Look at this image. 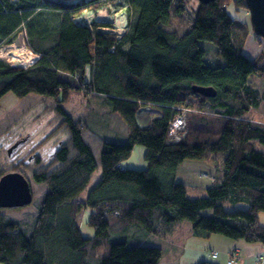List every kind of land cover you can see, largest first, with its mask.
I'll list each match as a JSON object with an SVG mask.
<instances>
[{
	"label": "trees",
	"instance_id": "obj_1",
	"mask_svg": "<svg viewBox=\"0 0 264 264\" xmlns=\"http://www.w3.org/2000/svg\"><path fill=\"white\" fill-rule=\"evenodd\" d=\"M123 1L131 16L118 38L99 30L107 22L91 27L74 18L85 7L120 0H0V45L25 30L37 54L28 67L0 59V102L10 93L49 97L57 124L45 141L59 144L55 154L20 170L46 187L34 209L14 218L0 207L2 264H161L163 249L145 244L147 236L165 235L184 220L196 237L218 234L264 246V150L256 148L264 146V120L249 114L264 103V88L253 84L254 76L264 80V39L229 11L248 14L245 0H198L194 16L187 14L188 0ZM183 16L178 30L164 27ZM251 34L263 43L254 55L245 51ZM201 41L215 44L225 64L210 65ZM194 85L216 93L194 92ZM75 89L106 100L125 123L128 141H108L87 120L73 118L63 103ZM145 106L161 114L142 124L138 111ZM183 110L188 115L177 140L170 125ZM136 144L145 146V169L123 166ZM213 153L222 158L208 177L207 195L190 197L178 180L181 164ZM99 167L100 181L79 199ZM88 209L92 237L81 231Z\"/></svg>",
	"mask_w": 264,
	"mask_h": 264
},
{
	"label": "rangeland",
	"instance_id": "obj_2",
	"mask_svg": "<svg viewBox=\"0 0 264 264\" xmlns=\"http://www.w3.org/2000/svg\"><path fill=\"white\" fill-rule=\"evenodd\" d=\"M68 3H77L84 2V0H64ZM198 6V0H188L187 4V14L190 16L195 15V11ZM229 11L232 15L235 16H244L250 22V14L244 11H234L232 8H229ZM130 11L129 7L123 0H120L119 4L108 3L103 5L100 8L94 7H85L80 14L75 16V21L82 24H89L91 27L94 22H107L108 26L99 27V30L104 32H110L115 34L118 38H120L123 34H125L128 30V22L130 19ZM185 21V16L176 17L174 19V23L164 24V27L168 30H178V24L183 23ZM182 30V27H180ZM260 39H258L255 35H250L249 41L246 45V51L250 55H254L259 52L263 47V43ZM201 45L206 48L207 55L206 59L208 63L212 66L224 65L225 60L222 56L218 54V50L215 44L209 41H201ZM23 48L29 52L27 42V36L25 30L19 32L15 38V41L11 44H2L0 45V59H3L9 62L11 65L15 66H23L28 67L32 61L37 57L36 53H30L27 55L28 59H25V62L22 63V52ZM31 50V49H30ZM88 73V72H87ZM253 84L257 87L263 89L264 88V80L253 77ZM52 100V99H51ZM46 101H50L49 97L44 95L31 93L25 98L18 99L13 94H7L0 102V141L2 138H9L13 136L19 135L21 132H26L28 129H36L37 136L45 135L48 132H51L55 129L57 121H54V113L49 112L46 107ZM64 108L70 113L73 118H83L87 120L89 123L93 125V127L108 141L124 143L128 141V131L125 123L119 117V115L112 111L109 103L106 100L97 98L93 96L92 93L82 90L75 89L70 92L69 98L66 102L63 103ZM186 112V113H185ZM184 113L187 115L188 112L184 110ZM161 114V110L156 108L155 106H145L142 107L138 111V121L142 124H145L144 120L147 121L151 117L158 116ZM183 114V113H182ZM250 116L256 120L263 121L264 120V103L263 106L259 108H254L250 111ZM183 117V116H181ZM175 131L179 129L178 127H174ZM58 135H54L56 137ZM256 148L260 150H264V146L260 143L256 144ZM145 146L141 144H136L131 156L123 161V166L126 168H135V169H145L147 167V163L144 159ZM222 158L220 153H213L210 158L207 160H201V164L207 165L211 164L213 168L208 170L210 174H207L206 177L211 178L212 180V172H215V166L220 162L219 160ZM187 161L183 162L181 166H185ZM17 167H14L8 161L7 152L0 148V172L5 174L10 171H14ZM202 171H207L202 168ZM28 173V172H26ZM102 177V169L101 167L97 168L93 173L90 182L86 189L80 193L78 196L79 199H86L89 191L100 181ZM32 190H33V199L36 200L42 192L46 189V187L42 184H37L30 178ZM187 192L190 197H204L207 195L206 186L196 183L194 185L187 184ZM33 200V201H34ZM34 205L30 204L23 207H14V208H2L1 212L4 214L11 215L14 218H19L23 215L25 211L33 210ZM228 209H234V207H229ZM90 214V209L86 211V215L84 221L81 226V231L84 237H92L94 235V229L86 224V220L88 219ZM260 221L264 223V212L260 214ZM179 224V225H178ZM177 229L173 232V239H179L180 241L183 239L192 240L196 243L186 244L187 248L181 251H174L169 246H163V260H167L168 258L178 256L181 252V256L179 258L180 264H196L194 260V255L192 247L199 246L200 243L205 242L206 237H196L192 233H188L191 230V224L188 220L181 221L177 223ZM191 236V237H189ZM220 236L221 235H213ZM189 237V238H188ZM216 238V237H213ZM227 239L226 237H224ZM160 243V244H159ZM157 238H151L145 244L152 245H163L161 244ZM179 245L178 243H176ZM233 248L239 249L240 253L242 251V247L236 246ZM215 250L211 251L212 253ZM264 254V248H262V252H256L254 254L256 261L259 264L263 262L257 258L259 255ZM2 264V263H0Z\"/></svg>",
	"mask_w": 264,
	"mask_h": 264
},
{
	"label": "crops",
	"instance_id": "obj_3",
	"mask_svg": "<svg viewBox=\"0 0 264 264\" xmlns=\"http://www.w3.org/2000/svg\"><path fill=\"white\" fill-rule=\"evenodd\" d=\"M246 51V48H245ZM248 51V50H247ZM201 161H195V160H188L185 164V166H181L180 170L178 172V180L185 183L186 185L189 183L191 185H194L196 183L202 184L204 186H209L211 184V181L208 179V177H202V173H209L208 170H210L212 167L211 164L203 165L201 164ZM202 168H207L202 171ZM177 225V224H176ZM174 226L172 231L162 235V234H150L147 236L146 239L150 240L151 238H157L160 242H163L158 245L160 246L163 251L165 246L171 247L174 251L178 250L183 252L187 248L188 242L189 244L196 243L192 240V238H189V240L183 239H173L172 236H174V231L177 229V226ZM179 225V224H178ZM188 233H192L190 230ZM172 235V236H171ZM216 237V238H213ZM208 240H204L205 242H202L199 244V246L192 247L193 249V255L195 262H200L202 260H214L217 261L219 264H228L229 259V252L233 247L240 246L242 247V251L240 253L239 258L233 263V264H259L256 261V258L254 254L257 252H262V246L261 244H248L243 241H235L231 239H225L224 237L220 236H209L206 237ZM147 240V241H148ZM178 243L179 245H177ZM160 244V243H159ZM164 246V247H163ZM182 248V249H181ZM181 249V250H180ZM217 250L219 252V257L217 259H213L211 256V251ZM181 256V252L178 254V256H174L171 258H168L167 260H163V256L161 259V264H180L179 258ZM264 264V262L262 263Z\"/></svg>",
	"mask_w": 264,
	"mask_h": 264
},
{
	"label": "water",
	"instance_id": "obj_4",
	"mask_svg": "<svg viewBox=\"0 0 264 264\" xmlns=\"http://www.w3.org/2000/svg\"><path fill=\"white\" fill-rule=\"evenodd\" d=\"M208 3L213 0H199ZM250 14V22L255 34L264 39V0H245ZM194 92L213 96V87L193 86ZM15 145L8 149V156L13 157ZM33 202L32 186L28 178L18 171L7 172L0 177V207L14 208L30 205Z\"/></svg>",
	"mask_w": 264,
	"mask_h": 264
},
{
	"label": "flooded vegetation",
	"instance_id": "obj_5",
	"mask_svg": "<svg viewBox=\"0 0 264 264\" xmlns=\"http://www.w3.org/2000/svg\"><path fill=\"white\" fill-rule=\"evenodd\" d=\"M36 129H28L26 132H21L17 136L5 137L0 141V148L7 152L8 149L15 145L13 157L8 156V161L17 167L14 171L21 172L26 170L25 167L36 161H41L55 154V150L59 144L48 145L46 143V135L37 136ZM10 171V172H14Z\"/></svg>",
	"mask_w": 264,
	"mask_h": 264
},
{
	"label": "built area",
	"instance_id": "obj_6",
	"mask_svg": "<svg viewBox=\"0 0 264 264\" xmlns=\"http://www.w3.org/2000/svg\"><path fill=\"white\" fill-rule=\"evenodd\" d=\"M87 25H89V24H87ZM28 50H29L30 53H33L34 52L32 49L31 50L28 49ZM36 56H37V54H36ZM35 60H36V58L32 61V63ZM182 113H179L176 116H174V118L172 120V123L170 125V134L172 135L173 138H175L177 140L180 139V136L178 134V131L181 130V129H183L185 127V125H186V119H185L186 118V115H185L186 112L184 113V110H183ZM181 116H183V117H181ZM174 127H178L179 129H177L175 131V128ZM235 251L232 252V253H238V254L240 253L239 249H237V248L235 249ZM212 255H213V257H217L218 256V253L217 252H213ZM257 258H259L260 261L264 262V254L259 255ZM234 260H235V258L232 257V258L229 259L228 263L229 264H232L234 262Z\"/></svg>",
	"mask_w": 264,
	"mask_h": 264
},
{
	"label": "bare ground",
	"instance_id": "obj_7",
	"mask_svg": "<svg viewBox=\"0 0 264 264\" xmlns=\"http://www.w3.org/2000/svg\"><path fill=\"white\" fill-rule=\"evenodd\" d=\"M22 50H23V52H22V58H24L23 61H22V63H23V62H25V59L26 58L28 59L27 55H29V52L26 50V48H23ZM29 59H30V55H29Z\"/></svg>",
	"mask_w": 264,
	"mask_h": 264
}]
</instances>
